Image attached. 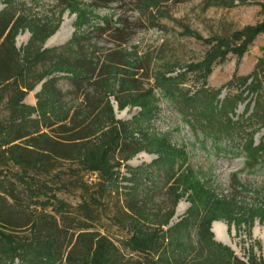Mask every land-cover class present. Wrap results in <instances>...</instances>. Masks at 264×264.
<instances>
[{"label": "rangeland", "instance_id": "1", "mask_svg": "<svg viewBox=\"0 0 264 264\" xmlns=\"http://www.w3.org/2000/svg\"><path fill=\"white\" fill-rule=\"evenodd\" d=\"M65 2L0 0V12L50 26ZM71 2L47 40L63 23L69 36L44 48L64 45L82 32L98 42L99 52L115 50L121 65L110 69L104 90L92 83L75 87L69 76L58 74L47 95L58 106L75 108L90 94L99 110L107 101L112 115L105 109V128L85 143L76 162L60 160L50 175L37 179L52 191L26 205L34 220L48 218L68 228L61 253L43 262L35 251L40 241L30 238L33 229L24 228L13 233L18 253L0 255V264H64L80 235H91L95 243L104 238L134 259L175 264L188 259L207 223L217 242L213 224L223 225L232 246L219 243L241 260L259 256L264 249V31L251 34L264 26V0ZM29 37L27 29L19 32L16 47H24ZM102 71L97 67L93 79L104 76ZM41 88L42 83L21 103L35 106ZM118 122L129 123L143 147L131 160L111 161L107 169L100 162ZM19 173L9 165L0 169V181L15 184ZM135 236L140 247L131 245ZM1 246L10 247L0 240Z\"/></svg>", "mask_w": 264, "mask_h": 264}, {"label": "trees", "instance_id": "2", "mask_svg": "<svg viewBox=\"0 0 264 264\" xmlns=\"http://www.w3.org/2000/svg\"><path fill=\"white\" fill-rule=\"evenodd\" d=\"M65 1L50 26L27 22L25 18L16 17L8 10L0 12V169L12 165L20 172L15 184L10 182L5 186L8 181L4 178L0 181V240L10 245L6 250L0 247L3 250L0 255L4 257H12L18 253L20 246H17L19 242L15 240L13 233L24 228L33 229L30 238L40 241L36 244L35 251L37 257L44 259L43 262L48 261L54 253H61L68 228L59 227L48 218L34 220L26 205L52 191L51 186L37 179L50 175L60 160L76 162L85 143L105 128V109L112 115L107 101L105 109L99 110L98 105L95 106V98L90 94H84L75 108H67L61 104L58 106L55 98L52 100L47 95L48 88L57 79L55 75L69 76L75 87L92 83V86L97 85L103 89L110 69L121 65L114 60L117 53L115 50L99 52L98 42L91 43L87 34L82 32L74 34L64 45L44 48L45 41L60 23L61 14L73 7V0ZM26 29L30 33L27 44L17 48L15 38ZM114 31L121 34L123 30L116 28ZM262 31L264 26L256 28L252 31L251 38ZM104 32L106 30L101 34ZM120 56L119 61L122 62L123 56ZM97 67L99 70L104 67L102 72L105 75L96 80L92 76ZM41 83L42 88L36 95L35 106L22 104L21 99ZM250 87H253V82ZM52 103L54 104L51 105ZM137 104L142 106V99ZM1 110H6L7 116H1ZM95 110L99 113L94 114ZM134 133L129 123L118 122V128H113V135L109 138L100 162L105 168H109L111 161L127 162L141 151L143 138L135 137ZM65 134L69 136H61ZM96 165L99 162L91 167L95 168ZM16 185L22 186L23 191ZM183 195L184 192L176 193L175 201ZM131 209L134 210L133 207ZM209 229L207 223L205 236L197 246L190 249L188 259L186 256L182 257L175 264H264V249L259 256L252 253L243 261L229 247L215 241ZM136 237L130 240L131 245L140 247V241ZM70 240L71 237L66 240L64 248L71 244ZM97 241L95 243L91 235L77 237L64 264H158L156 260L146 256L142 258L140 255L134 259L133 256L124 255L104 238Z\"/></svg>", "mask_w": 264, "mask_h": 264}, {"label": "bare ground", "instance_id": "3", "mask_svg": "<svg viewBox=\"0 0 264 264\" xmlns=\"http://www.w3.org/2000/svg\"><path fill=\"white\" fill-rule=\"evenodd\" d=\"M71 30L67 29L65 30V23H63L58 30V32L48 41V45H55L62 41H64L70 34ZM181 209H177V214L181 213ZM212 231L215 235L216 240H218L221 243H224L226 245H231L230 240L224 235L223 233V225L220 223L213 224Z\"/></svg>", "mask_w": 264, "mask_h": 264}, {"label": "water", "instance_id": "4", "mask_svg": "<svg viewBox=\"0 0 264 264\" xmlns=\"http://www.w3.org/2000/svg\"><path fill=\"white\" fill-rule=\"evenodd\" d=\"M48 41L49 40L45 41L46 43L44 44V47H48Z\"/></svg>", "mask_w": 264, "mask_h": 264}]
</instances>
